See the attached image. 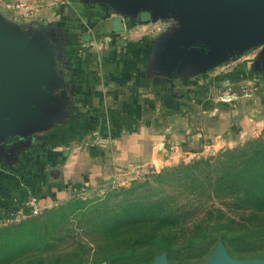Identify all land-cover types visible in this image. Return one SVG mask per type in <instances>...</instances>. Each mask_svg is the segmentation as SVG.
Segmentation results:
<instances>
[{
  "label": "rangeland",
  "instance_id": "rangeland-1",
  "mask_svg": "<svg viewBox=\"0 0 264 264\" xmlns=\"http://www.w3.org/2000/svg\"><path fill=\"white\" fill-rule=\"evenodd\" d=\"M67 1L76 8L63 19L73 29L69 33L61 22L11 31L0 25L9 37L43 47L51 75L52 112L39 123L40 131L20 130L18 145L29 146L32 139L61 127L76 105V79L94 74L99 85L111 72L140 69L148 80L165 83L170 97L166 110L181 109L196 85L208 87L213 102L229 105L217 111L240 112L245 132L213 153L182 155L158 167L134 165L34 215L1 224L0 232L9 237L1 244L6 255L0 264H151L159 255L167 264H201L217 240L232 260L264 258V45L208 66L186 59L187 51L168 60L170 45L190 25V16L179 11L152 15L134 10L128 0L54 3ZM142 13L149 15L147 20L139 19ZM115 19L120 29L111 27ZM225 72L233 76L221 82ZM212 84L225 87L216 90ZM84 135L95 136L90 129ZM198 218V225L207 226L206 238L182 246L179 240L199 236L191 229ZM163 239L177 243L161 249Z\"/></svg>",
  "mask_w": 264,
  "mask_h": 264
},
{
  "label": "crops",
  "instance_id": "crops-1",
  "mask_svg": "<svg viewBox=\"0 0 264 264\" xmlns=\"http://www.w3.org/2000/svg\"><path fill=\"white\" fill-rule=\"evenodd\" d=\"M54 1L0 0V25L11 31L61 22L64 32H71L63 19H69L76 8L68 1ZM70 38H66L68 46ZM229 72L222 74L221 82L233 76ZM103 79L99 85L94 74L76 79L72 94L76 105L61 127L32 139L29 146L0 144V213H25L29 196L43 208L134 165L158 167L182 155L213 153L244 135L240 112L217 111L229 105L213 102L208 87L196 85L183 98L181 109L172 106L168 111L165 83L148 80L143 69L111 72ZM87 129L93 138H85Z\"/></svg>",
  "mask_w": 264,
  "mask_h": 264
},
{
  "label": "water",
  "instance_id": "water-1",
  "mask_svg": "<svg viewBox=\"0 0 264 264\" xmlns=\"http://www.w3.org/2000/svg\"><path fill=\"white\" fill-rule=\"evenodd\" d=\"M128 2L133 4L134 10L150 11L152 15L179 11L191 17L190 25L171 43L168 60L187 51L186 59L191 57L198 65L208 66L254 45H264V0ZM142 14L149 17L147 13ZM113 23L120 29L119 19ZM32 44L36 49L28 41L9 37L0 28V142L7 145L22 140L20 130L40 131L39 123L52 112L46 51L39 44ZM151 264H167L165 256L154 257ZM201 264H264V258L232 260L217 240Z\"/></svg>",
  "mask_w": 264,
  "mask_h": 264
},
{
  "label": "trees",
  "instance_id": "trees-1",
  "mask_svg": "<svg viewBox=\"0 0 264 264\" xmlns=\"http://www.w3.org/2000/svg\"><path fill=\"white\" fill-rule=\"evenodd\" d=\"M150 74H151V72H150ZM151 75H153V74H151ZM151 75H149V76H151ZM206 212H200V215L202 216V215H204ZM200 218H198L197 219V223H195L193 226H192V228L191 229H193V230H197V231H200V234H198L199 236L197 237V238H192V237H187V238H183V239H181V240H176V241H178V242H180V244H182V246L184 245V246H192V245H196V244H198V243H200V242H202L205 238H206V236H204V233L203 232H205L206 231V229H207V226H200V225H198V220H199ZM3 231V230H2ZM0 232V262H2V259H3V256H5L6 254H4L2 251H1V244L3 243V242H6L7 241V239H8V235H2L3 234V232ZM199 233V232H198ZM173 243H177V242H173L172 240H170V239H163V245H162V248L161 249H167V248H171V245L173 244Z\"/></svg>",
  "mask_w": 264,
  "mask_h": 264
},
{
  "label": "built area",
  "instance_id": "built-area-1",
  "mask_svg": "<svg viewBox=\"0 0 264 264\" xmlns=\"http://www.w3.org/2000/svg\"><path fill=\"white\" fill-rule=\"evenodd\" d=\"M24 207L26 212L22 213L21 211H3L0 213V225L12 222L20 217H23L24 214L34 215L39 211L37 201L35 197L29 196L24 201Z\"/></svg>",
  "mask_w": 264,
  "mask_h": 264
},
{
  "label": "flooded vegetation",
  "instance_id": "flooded-vegetation-1",
  "mask_svg": "<svg viewBox=\"0 0 264 264\" xmlns=\"http://www.w3.org/2000/svg\"><path fill=\"white\" fill-rule=\"evenodd\" d=\"M138 17H139V19H141V20H143V19H145V18H147V15H143V14H139L138 15ZM111 27L113 28V29H117V25L115 24V23H111ZM20 140H18V141H14V142H11L9 145H7V144H4V146H9L10 148L11 147H13V146H15V145H17V143L19 142ZM3 146V147H4ZM7 147H5V149H6Z\"/></svg>",
  "mask_w": 264,
  "mask_h": 264
}]
</instances>
